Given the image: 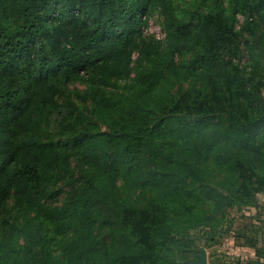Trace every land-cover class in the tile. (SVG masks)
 Instances as JSON below:
<instances>
[{"label": "trees", "instance_id": "trees-1", "mask_svg": "<svg viewBox=\"0 0 264 264\" xmlns=\"http://www.w3.org/2000/svg\"><path fill=\"white\" fill-rule=\"evenodd\" d=\"M189 5L0 0V264H194L257 205L264 0Z\"/></svg>", "mask_w": 264, "mask_h": 264}, {"label": "rangeland", "instance_id": "rangeland-1", "mask_svg": "<svg viewBox=\"0 0 264 264\" xmlns=\"http://www.w3.org/2000/svg\"><path fill=\"white\" fill-rule=\"evenodd\" d=\"M186 6L192 0H181ZM162 17L155 11L149 18L148 23L145 25V33L149 36H154L156 39L163 40L165 32L162 26ZM239 24L242 22L243 17L238 16ZM136 58V55L134 56ZM135 73L132 72L131 76ZM72 87L84 89L86 86L81 82H76ZM264 95V89H263ZM105 129V127H103ZM68 187L63 188V192L56 198L49 200L52 205H61L66 197ZM257 205L237 208L233 207L228 209L221 230L222 235L218 238V242L212 245H201L199 248L198 261L202 260L205 254V264H231L234 260L241 257H249L254 255V250L248 246H242L245 241L242 234L244 232L254 236H258L259 245H262L264 238V193H259L256 196ZM227 230H229L227 232ZM240 232V234H239ZM195 264V263H194Z\"/></svg>", "mask_w": 264, "mask_h": 264}, {"label": "water", "instance_id": "water-1", "mask_svg": "<svg viewBox=\"0 0 264 264\" xmlns=\"http://www.w3.org/2000/svg\"><path fill=\"white\" fill-rule=\"evenodd\" d=\"M196 262H197V261H196ZM196 262H195V264H196ZM197 264H205V254L203 255L202 260L198 261Z\"/></svg>", "mask_w": 264, "mask_h": 264}]
</instances>
